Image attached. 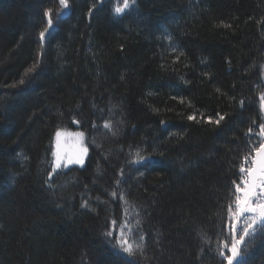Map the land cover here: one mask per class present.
Wrapping results in <instances>:
<instances>
[{
  "label": "trees",
  "instance_id": "trees-1",
  "mask_svg": "<svg viewBox=\"0 0 264 264\" xmlns=\"http://www.w3.org/2000/svg\"><path fill=\"white\" fill-rule=\"evenodd\" d=\"M122 3L0 0V264H227L264 124V0ZM58 131L84 135V166L56 170ZM241 254L264 264V234Z\"/></svg>",
  "mask_w": 264,
  "mask_h": 264
},
{
  "label": "snow or ice",
  "instance_id": "snow-or-ice-1",
  "mask_svg": "<svg viewBox=\"0 0 264 264\" xmlns=\"http://www.w3.org/2000/svg\"><path fill=\"white\" fill-rule=\"evenodd\" d=\"M62 8L68 7V0H59ZM135 0H123L122 5H117L114 9L117 15L122 14L126 9L134 4ZM45 16L49 17L48 24L51 26V9L45 12ZM40 38H45V32L40 33ZM23 81H21L22 83ZM260 100L262 108H264V93L261 94ZM243 103V102H241ZM189 120L194 119V116H189ZM224 116H219L215 123L219 124ZM105 127H110L105 124ZM252 130L249 129V133ZM61 133L58 131L57 147L59 148V137ZM82 136V134H79ZM258 135L261 137L259 143L250 149V153L244 157L243 163L239 166L240 180L239 183L233 181L234 184V199L227 208V215L229 220L228 230L230 233V241H223L220 244L219 255L227 264H243L245 256L241 254V244L245 238L249 240L255 238L258 234H264V124L260 125ZM56 156V167L60 166V154L54 152ZM73 162V161H69ZM75 163H83L82 159H77ZM115 195V194H113ZM86 206V205H82ZM113 229L119 228V238L116 244L120 250L129 256L134 254L133 243L125 236L124 229L127 225H118L116 220L112 221ZM108 236H112L113 232H108ZM143 239V237H141ZM140 248V245H135ZM247 244L244 245V248ZM225 250L229 254H225Z\"/></svg>",
  "mask_w": 264,
  "mask_h": 264
},
{
  "label": "rangeland",
  "instance_id": "rangeland-1",
  "mask_svg": "<svg viewBox=\"0 0 264 264\" xmlns=\"http://www.w3.org/2000/svg\"><path fill=\"white\" fill-rule=\"evenodd\" d=\"M59 148L57 147V136L54 140V152L60 154V166L56 167V156L53 155V163L56 170L68 169L72 166H84L88 156V149L81 139L84 141V135L79 132H60ZM77 159H82L83 163H75ZM73 161V162H69Z\"/></svg>",
  "mask_w": 264,
  "mask_h": 264
}]
</instances>
